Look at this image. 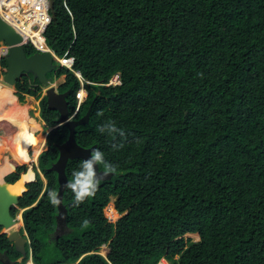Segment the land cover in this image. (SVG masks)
<instances>
[{
	"label": "trees",
	"instance_id": "trees-1",
	"mask_svg": "<svg viewBox=\"0 0 264 264\" xmlns=\"http://www.w3.org/2000/svg\"><path fill=\"white\" fill-rule=\"evenodd\" d=\"M50 18L46 46L58 58H73L87 91L75 118L93 101L75 139L82 147L96 145L117 172L79 206L65 188L67 228L55 234L57 206L47 193L57 192L58 182L49 168L68 129L47 133L38 158L46 186L37 174L18 202L26 208L32 262L264 264V0H54ZM24 50L44 52L34 42ZM6 67L3 57L0 75ZM72 70L57 65L47 74L64 75L57 89L70 91L69 113L80 87ZM116 73L120 85H105ZM14 88L20 103L42 90L31 74ZM39 116L47 128L59 117L45 97ZM107 120L125 136L101 134ZM0 126L5 135L16 130L5 120ZM115 143L123 147L114 150ZM81 162H67L68 181ZM111 197L121 214L115 223L103 213ZM2 239L0 250L20 256ZM104 244L106 257L98 253Z\"/></svg>",
	"mask_w": 264,
	"mask_h": 264
},
{
	"label": "water",
	"instance_id": "water-1",
	"mask_svg": "<svg viewBox=\"0 0 264 264\" xmlns=\"http://www.w3.org/2000/svg\"><path fill=\"white\" fill-rule=\"evenodd\" d=\"M50 1V12L54 11V0ZM0 43L8 46L5 61L7 64L5 73L0 77L5 84L14 87L17 80L22 74H31L33 79H37L43 89V96H45L46 106L58 113L56 125H64L68 129V136L65 141L56 145L58 151L57 160L50 166V170L57 174L58 181V198L62 201L65 186L69 182L66 178V164L69 160L81 159L87 160L92 151L95 150L96 145L91 147L80 146L75 139V128L77 126L87 124L89 122V115L93 106V101L90 103L86 113L78 119L69 118V102L66 97L69 90L65 92H58L55 84L52 82L53 77H48L47 74L54 72L56 64L54 62V54L47 50L45 52H34L27 55L24 50V43L22 35L19 34L13 26L2 20L0 16ZM78 75H80L78 73ZM95 97V96H94ZM96 98V97H95ZM51 130V129H50ZM48 130V132L50 131ZM103 172L97 168V173L101 179H109L111 176H103ZM35 172L32 166H29L19 179L14 183L5 182L3 178L0 181V226L5 229L10 228L16 223L15 218L11 215L10 209L17 206L19 198L28 190L27 184L34 182ZM66 208L61 203L57 206L56 215V229L57 234L67 228L66 225ZM60 233V232H59ZM8 240L12 242L16 252L20 253L22 257L26 255L25 243L26 237L21 236L17 230L12 231L8 235ZM0 261H2L0 259ZM7 263V262H6ZM5 263V264H6Z\"/></svg>",
	"mask_w": 264,
	"mask_h": 264
},
{
	"label": "clouds",
	"instance_id": "clouds-1",
	"mask_svg": "<svg viewBox=\"0 0 264 264\" xmlns=\"http://www.w3.org/2000/svg\"><path fill=\"white\" fill-rule=\"evenodd\" d=\"M51 13V12H50ZM52 15V14H51ZM2 18V17H1ZM3 20V19H2ZM15 29V28H14ZM19 33V32H18ZM20 34V33H19ZM23 38V37H22ZM43 40H44V42H45V38H44V36H43V34H42V37H41ZM31 42V41H30ZM30 42H28V43H30ZM23 43H24V41H23ZM28 43H26V44H28ZM1 44V43H0ZM24 45H25V43H24ZM45 45H46V43H45ZM47 47V46H46ZM44 50V52L45 51H47V50H50L48 47L46 48V49H43ZM51 51V50H50ZM39 52V51H38ZM53 54H54V52L53 51H51ZM7 54V53H6ZM5 54V55H6ZM5 55H3V56H0V59L1 58H5ZM54 57H55V59H54V62H55V64H56V66L58 65V66H60V63L56 60V58H58L55 54H54ZM61 58H63V57H61ZM64 58H72V57H64ZM60 59V58H59ZM73 59V58H72ZM72 64H73V60H72ZM60 67H63V66H60ZM64 67H66V66H64ZM66 68H68V69H71L72 70V65H71V68H69V67H66ZM73 71V70H72ZM74 72V74L77 76V78L79 79V81H80V87H79V89L76 91V93L79 91L80 92V95L82 94V92H84L85 93V95H84V97H82V98H80L81 99V103H80V105L84 102V100L86 99L85 97H87V91H86V89L84 88V86H83V83H84V80L82 79V77H81V75H78V71H73ZM4 74V73H3ZM3 74H1L0 75V77L3 75ZM80 74V73H79ZM118 77V80H119V82H120V74H118V73H116V74H114L109 80H108V82L105 84V85H114V84H109V82H110V80L113 78V77ZM80 77V78H79ZM54 80V79H53ZM52 80V81H53ZM88 83V82H87ZM121 83V82H120ZM60 85V84H59ZM58 85V86H59ZM116 85H120V84H116ZM58 86H57V88H58ZM14 88V87H13ZM14 91H15V88H14ZM57 91H58V89H57ZM43 89L41 90V94H42V97H45V96H43ZM59 92V91H58ZM76 93H75V97L74 98H76V108L74 109V111L72 112V113H69V118L70 119H77V118H75V116H76V114H77V112H78V110H79V107H80V105H79V107H78V109H77V104H78V96L76 95ZM31 97H33V96H31ZM41 97V98H42ZM27 98V97H26ZM26 98H25V100H26ZM34 98V97H33ZM39 101H40V99H39ZM24 103H25V101H24ZM38 104H39V102H38ZM97 115L98 116H102L103 115V113H97ZM40 117V116H39ZM44 123V122H43ZM44 126L47 128V126H46V124L44 123ZM58 126H60V125H55L54 127H48L47 128V130H46V132H45V143H44V146H46V135H47V133H48V130H52L53 128H55V127H58ZM50 130V131H51ZM101 134H104V133H106L107 135H109L110 137H112V139L113 140H115L116 139V137H124L125 136V132H124V130L122 129V128H119V127H117V125H116V122L115 121H113V120H107L103 125H101V126H99L98 127V129H97ZM49 131V132H50ZM123 147V144L122 143H115V144H113V149L114 150H119L120 148H122ZM45 150V149H44ZM43 150V151H44ZM43 151H41V152H43ZM40 152V153H41ZM40 153H39V155H40ZM39 155L37 156V159L35 160V161H33L34 163L32 164V165H29V166H32L33 167V170H34V172H35V179H36V175L38 174L39 175V177H40V175L41 174H43L42 173V171L40 170V168H39V164H38V158H39ZM100 165H103V167H104V172H103V176L104 177H107L108 175H110V174H115L116 172H117V168L115 167V166H113L111 163H109L106 159H105V156H104V153L102 152V151H100L99 149H96V150H94V151H92L91 152V154H90V156H89V158L87 159V160H84V161H82L81 163H80V165H79V170L78 171H74L73 173H72V179L67 183V185L65 186L68 190H70L72 193H73V196H74V203H75V205L76 206H79L81 203H83L87 198H90V197H93V196H95V194H96V192H97V190H98V188H99V186H100V183H101V177L98 175V173H97V168H98V166H100ZM28 166V167H29ZM28 167H27V169H28ZM15 169V168H14ZM12 169L10 172H9V175H7V176H11L12 174H15L16 172H17V170L15 169ZM27 169L25 170V171H27ZM20 173H24V172H20ZM19 173V174H20ZM22 174H20V176L22 175ZM20 176L18 175V179L20 178ZM3 178H4V176H3ZM41 178V180L43 179L44 181H45V176L43 175V177H40ZM58 182V181H57ZM32 183V182H31ZM46 183H47V181L45 182V183H43L44 184V187L46 186ZM44 190V189H43ZM47 195H48V199H49V202L51 203V205H53L54 207H56V206H59V205H61V203H62V201L58 198V193L55 191V190H51V191H49L48 193H47ZM33 205H35V203L33 204ZM13 207H16V208H18V205L17 206H13ZM114 207V209L112 210L114 213H118L117 211H116V209H115V206H113ZM12 208V207H11ZM21 209V213H20V216L18 217L19 218V220L21 221V228H19V229H15V230H17L18 231V233L21 235V236H25L26 237V243H25V247H26V244H29V239H28V236H27V233L23 230V222H22V212L26 209V208H18V210H20ZM118 214H120V213H118ZM57 215V214H56ZM110 216V215H109ZM121 216V215H120ZM119 216V217H120ZM14 218H15V220L17 221V217H16V214H15V216H13ZM111 218V217H110ZM106 219H107V221H109V222H112V223H115L116 221H110V219H109V217L107 216L106 217ZM83 223L85 224V225H87L88 223H89V221L86 219V220H84L83 221ZM15 225V224H14ZM13 226V225H12ZM11 226V227H12ZM9 229V228H8ZM5 230H7V229H5ZM14 231V230H13ZM56 234V233H55ZM12 243V242H11ZM104 245H106V244H104ZM103 246V245H102ZM25 250H26V248H25ZM26 255H27V251H26ZM26 255L24 256V257H22V259L20 260V262H19V264H28V263H32V264H35L34 262H32L33 260H32V253H31V250L29 249V251H28V257H27V259L24 261V262H22L23 261V259L26 257ZM20 256H21V254H20ZM104 257H106V256H104ZM165 263V264H169V262L165 259V258H161V260L157 263V264H159V263Z\"/></svg>",
	"mask_w": 264,
	"mask_h": 264
},
{
	"label": "bare ground",
	"instance_id": "bare-ground-1",
	"mask_svg": "<svg viewBox=\"0 0 264 264\" xmlns=\"http://www.w3.org/2000/svg\"><path fill=\"white\" fill-rule=\"evenodd\" d=\"M34 35L37 37L36 40L39 39V42L41 43L43 39L39 36V33L34 32ZM23 37L26 39L27 35L24 34ZM36 40L34 39V41ZM84 95L85 93L82 92L80 98L84 97ZM29 99L32 100V97ZM29 99L25 101L24 104L20 103L17 101L18 99L14 94L13 87L5 86L0 81V119L9 120L17 129L11 136L2 137L0 140V146L5 145L6 148H8L13 144V147L16 151L18 150V154L23 158L28 157L27 148L32 146L35 150L33 156L35 159L44 147L45 135L39 134L41 127L40 123L28 114L29 109L33 106ZM12 169V163L8 159H5L4 163L0 165V181L3 176L9 173ZM109 214L111 218H116V214L111 210V206L109 207Z\"/></svg>",
	"mask_w": 264,
	"mask_h": 264
},
{
	"label": "built area",
	"instance_id": "built-area-1",
	"mask_svg": "<svg viewBox=\"0 0 264 264\" xmlns=\"http://www.w3.org/2000/svg\"><path fill=\"white\" fill-rule=\"evenodd\" d=\"M0 16L3 20L9 23L19 32L22 37L24 34L27 35L25 39L23 37L24 43L34 42L36 47L39 49H46L44 40L39 42L36 40L34 32H38L39 36L42 37L46 27L51 21L50 13V1L49 0H0ZM34 39L36 41H34ZM8 46L4 43L0 44V56L7 53ZM60 63V66H66L71 68L72 58H56ZM80 78V77H79ZM120 84L118 77H113L109 84ZM78 96L77 109L81 103L80 92L76 93ZM164 264V263H159Z\"/></svg>",
	"mask_w": 264,
	"mask_h": 264
},
{
	"label": "rangeland",
	"instance_id": "rangeland-1",
	"mask_svg": "<svg viewBox=\"0 0 264 264\" xmlns=\"http://www.w3.org/2000/svg\"><path fill=\"white\" fill-rule=\"evenodd\" d=\"M56 68H57V66H56ZM52 73V72H51ZM52 75H53V73H52ZM53 77V83L55 84V87L57 88V86L59 85V84H61L63 81H64V75H62L61 77H54V76H52ZM0 81H1V79H0ZM5 86L7 85V84H5L3 81H1ZM9 86V85H8ZM12 87V86H11ZM43 93V92H42ZM42 97V94H40V96H39V98L38 97H34V98H32V100L31 99H29V100H31V102H32V104H33V106L29 109V111H28V114L31 116V117H33L35 120H38V122L40 123V125H41V127H40V132H39V134L40 135H45V132H46V130H47V128L44 126V123L42 124V122L40 121V117H39V106H38V102H39V99ZM25 101H27V100H25ZM2 128V127H1ZM15 132H16V130H15ZM14 132V133H15ZM13 133V134H14ZM12 134H10V136H11ZM5 136H9V135H5L4 133H3V131L1 130L0 131V140L2 139V137H5ZM9 145H10V143H9ZM47 147L46 146H44L43 147V149L41 150V151H43L44 149H46ZM10 149V150H9ZM11 150H13V151H11ZM5 153L6 154V158H8V157H13L14 159H16V161L19 163V162H24V163H28L29 161H30V159L32 158V159H34L33 158V156H34V154H35V150H34V147H30L29 149H28V151H27V158H23L22 156H20L19 154H18V150L16 151V149L13 147V144H11V147H8V148H6V146L5 145H1L0 146V154L1 153ZM32 156V157H31ZM31 157V158H30ZM5 158V159H6ZM36 159V158H35ZM5 161V160H4ZM3 161V162H4ZM2 163H0V165H1ZM40 177H43V174H41L40 175ZM41 181H43V183H45L46 181H44L43 179L41 180ZM114 197H111L110 198V200H109V202L107 203V205L103 208V213H104V215H105V218L108 216L109 217V219H110V221H116L118 218H119V216L121 215V214H118V213H115L116 214V218L115 219H113V218H110V214H109V207L111 206V210H113L114 209ZM20 213H21V209L20 210H17V212H16V217L18 218L19 216H20ZM22 226H21V221L19 220V218L17 219V221H16V223H15V225H13L12 227H10L9 229H7L8 231H11V230H15V229H19V228H21ZM66 231V229H64L62 232H65ZM60 233H62L61 232V230L59 231ZM59 232L57 233V234H59ZM184 237L185 238H187V237H189V238H191V240L194 242V241H196L194 238H193V236H190V235H188V234H185L184 235ZM108 251H109V248H108V246L107 245H103V246H101L99 249H98V253H100L101 255H103V256H106L107 255V253H108Z\"/></svg>",
	"mask_w": 264,
	"mask_h": 264
},
{
	"label": "flooded vegetation",
	"instance_id": "flooded-vegetation-1",
	"mask_svg": "<svg viewBox=\"0 0 264 264\" xmlns=\"http://www.w3.org/2000/svg\"><path fill=\"white\" fill-rule=\"evenodd\" d=\"M6 86H8V85H6ZM38 106H39V104H38ZM2 120H5V121H8L10 124H12L9 120H7V119H0V121H2ZM13 125V124H12ZM14 126V125H13ZM15 127V126H14ZM15 129H16V127H15ZM3 131V128H1V126H0V131ZM17 130V129H16ZM5 134V133H4ZM30 147H28L27 148V151H28V149H29ZM29 153V152H28ZM32 157V156H31ZM30 157V158H31ZM5 158H6V154L3 152V153H1L0 154V163H4L3 161L5 160ZM6 159H8L11 163H12V165H13V169L15 168L16 170H17V172L16 173H19V171H18V169L19 168H22V172H25V170L27 169V167L29 166V165H32L34 162L33 161H35L36 159H30V161L28 162V163H18L17 161H16V159H14L13 157H8V158H6ZM14 169V170H15ZM20 174H22V173H20ZM20 174H19V176H20ZM7 175H9V173H7L6 175H4V178H3V180L5 181V182H9V183H14V181H16L17 179H18V177L15 179V177H9V176H7ZM11 211H12V208L10 209V213H11ZM13 230H11V231H8V230H5V228L3 227V226H0V241H2L3 239H2V237L3 236H6L7 237V239H8V235L12 232ZM10 242V241H9ZM12 244V243H11ZM13 245V244H12ZM1 247V246H0ZM0 259L2 260V261H0V264H5L6 262V264H19V262H20V260L22 259V256H18L17 258H13V256H11V257H9V256H7V249H4V250H0Z\"/></svg>",
	"mask_w": 264,
	"mask_h": 264
},
{
	"label": "crops",
	"instance_id": "crops-1",
	"mask_svg": "<svg viewBox=\"0 0 264 264\" xmlns=\"http://www.w3.org/2000/svg\"><path fill=\"white\" fill-rule=\"evenodd\" d=\"M14 89V88H13ZM16 96V95H15ZM31 97V96H27V98H26V100H28L29 98ZM16 98H17V96H16ZM33 98V97H32ZM19 103V102H18ZM24 104V103H23ZM40 121L42 122V124H43V121H42V119L40 118ZM34 160V159H33Z\"/></svg>",
	"mask_w": 264,
	"mask_h": 264
}]
</instances>
